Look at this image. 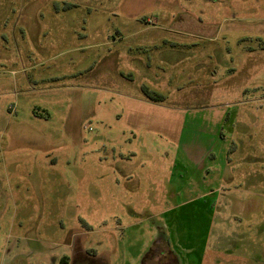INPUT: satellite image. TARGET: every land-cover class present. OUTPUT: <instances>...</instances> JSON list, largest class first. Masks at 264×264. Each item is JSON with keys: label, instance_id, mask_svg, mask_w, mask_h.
I'll return each mask as SVG.
<instances>
[{"label": "rangeland", "instance_id": "obj_1", "mask_svg": "<svg viewBox=\"0 0 264 264\" xmlns=\"http://www.w3.org/2000/svg\"><path fill=\"white\" fill-rule=\"evenodd\" d=\"M0 185V246L264 264V0H0Z\"/></svg>", "mask_w": 264, "mask_h": 264}, {"label": "crops", "instance_id": "obj_2", "mask_svg": "<svg viewBox=\"0 0 264 264\" xmlns=\"http://www.w3.org/2000/svg\"><path fill=\"white\" fill-rule=\"evenodd\" d=\"M3 190L0 185V215L2 213L5 214L4 206L7 205V200L1 199L3 196ZM2 220V216H0V221ZM1 229V228H0ZM31 242L27 248H22L16 243L11 244L10 241L5 239L3 246H0V264H59L60 259L63 257L56 256L53 250L49 249L45 245H37L33 244L35 240L29 239ZM74 252L72 255H64L67 256L68 264H96L92 256L91 252H85L83 249L74 248ZM27 253V254H26ZM29 256V263L22 261L21 257ZM145 264H149L146 263ZM171 264H178L176 262Z\"/></svg>", "mask_w": 264, "mask_h": 264}, {"label": "trees", "instance_id": "obj_3", "mask_svg": "<svg viewBox=\"0 0 264 264\" xmlns=\"http://www.w3.org/2000/svg\"><path fill=\"white\" fill-rule=\"evenodd\" d=\"M146 92L149 93L153 99H156V100H159V99H163V95L161 94H157L153 91H150L149 89L145 88ZM68 257L67 256H63L61 259H60V263L59 264H68Z\"/></svg>", "mask_w": 264, "mask_h": 264}]
</instances>
